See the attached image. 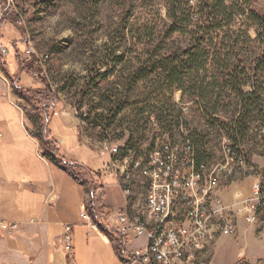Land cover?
<instances>
[{
    "label": "rangeland",
    "instance_id": "374dc122",
    "mask_svg": "<svg viewBox=\"0 0 264 264\" xmlns=\"http://www.w3.org/2000/svg\"><path fill=\"white\" fill-rule=\"evenodd\" d=\"M122 1L125 4L123 9L118 6L120 0H13L14 3L0 21V44L9 49V56L6 59L1 54L0 69H4L3 65L6 68L9 65L7 72L9 76L15 75L17 71L14 59L17 51L11 48L14 47L15 42L19 45L14 48L21 50L17 52L21 60L20 68L22 62L28 63L25 61L27 47L32 48L33 53L39 57L49 56L43 69L28 63L30 70L22 75L23 84L32 87L30 95L34 96V92L43 93L33 103H22L26 114L42 115L44 124H48L52 119L49 131L52 137L60 142L65 156L69 160L85 165L95 173L101 170L102 164L109 162L108 150L125 149L131 135H133L134 147L130 150L138 156H147L157 146L159 132L162 129L157 116L161 115L163 96L153 105L157 113L145 111L138 129L133 125L136 111L146 110L144 100L149 93L147 89H141L134 94V97H140L141 103L126 106L115 119L108 112L109 104L115 102L118 96L114 86L118 78L113 71L112 60L115 56H120L125 49L121 34L124 29L132 25H144L147 21L145 10L136 8L131 11L128 3L130 0ZM239 3L248 13L254 9L257 13L264 14V0H239ZM159 10L165 17L166 9L160 5ZM19 17L23 19L22 26L18 24ZM243 23L244 19L238 17L236 26H241ZM246 26L251 27L249 36L253 45L249 49L244 48L241 57L248 65L255 66V62L264 59V45L256 42L257 33L252 23L247 22ZM130 58L131 55L126 53L125 61ZM33 69L39 73L38 78L32 76ZM100 74H108L107 80L97 79V75ZM8 81L11 85L19 84V81L12 77H9ZM255 82L262 84L264 88V69L259 72ZM253 87L258 85L253 86L250 81L245 91L249 92ZM134 97H130L132 102ZM173 97L176 103L185 107L187 120L184 133L177 129L172 130V139L181 140L183 134L188 135L189 132L195 142L203 145L206 150L200 157L202 161L210 164L220 161L227 125L232 124V115L237 109L236 97L231 94L225 96L219 113L223 118L218 121L205 118L193 104L192 97L188 93L175 92ZM262 98L264 101V94ZM4 108L7 119L14 120L15 109L10 105ZM251 111L247 134L244 138H240V146L244 144L255 146L264 158V120L253 108ZM62 113L65 114V118H70L78 125L81 141L87 148L79 146L76 131L66 122L64 123L59 115L55 116ZM34 126L32 133L38 134L37 126L35 124ZM131 129L133 133L130 135ZM245 154L247 161L250 162L235 176L234 181L240 179L242 182L256 173L259 176L264 175V167L260 170L253 169L252 167L256 165L249 159L246 151ZM77 172L84 180L83 172L78 170ZM133 174L137 199L139 203H143L147 178L142 172L135 171ZM114 185L116 186L114 180L100 176L96 181L87 184L89 199L93 189L96 198L99 199V203L94 208V218L89 215L93 221L100 220V214L104 212L109 214L106 216L109 221L113 210L109 205L107 208L102 206L105 197L107 203L111 200L113 204L123 201L119 189ZM99 187L102 189L99 190ZM104 226L109 227V224L105 222ZM105 230L106 227H103V231ZM106 235L111 236L114 241L119 238L110 235V232Z\"/></svg>",
    "mask_w": 264,
    "mask_h": 264
},
{
    "label": "trees",
    "instance_id": "16d2710c",
    "mask_svg": "<svg viewBox=\"0 0 264 264\" xmlns=\"http://www.w3.org/2000/svg\"><path fill=\"white\" fill-rule=\"evenodd\" d=\"M128 3L130 10H145L147 21L141 26L132 25L121 34L125 49L112 60L113 71L118 78L114 84L118 96L115 102L109 104V114L115 119L126 106L141 103L140 97H134V94L147 89L149 93L144 100L146 110L136 111L133 122L135 129H138L145 111L157 113L153 105L163 96L161 115L157 119L162 128L160 131L172 136V130L184 133L187 120L185 107L174 100L175 92L188 93L198 111L205 118L215 121L223 118L219 115L222 102L226 95L231 94L236 97L237 109L232 115V124L227 125L225 138L234 148H241L239 141L247 134L252 108L264 120V88L255 82L259 72L264 69V59L250 66L241 57L243 49L253 45L249 36L251 27L246 26L247 22H251L256 29V42L264 45V14L254 9L248 13L243 10L239 0H130ZM160 5L166 9L165 17L159 10ZM118 6L123 9L124 1L120 0ZM238 17L244 19L241 26H236ZM126 53L131 55L130 60L125 61ZM21 70L28 72L30 64L22 62ZM107 78L108 74L97 75V79L103 81ZM250 81L258 87L247 92L245 88ZM15 92L26 103L37 101L43 94L34 92L32 96L31 91L18 89ZM132 96L133 102L130 99ZM42 117L29 116V119L39 131L32 135L41 141L43 156L67 172L76 183L87 185L77 172L85 168L61 158L58 144L51 138L49 126L44 124ZM129 131L131 135L132 129ZM132 136L124 152L134 147ZM187 140L196 150L198 161L206 162L200 159L206 151L204 146L197 144L189 132ZM244 155L246 159L245 152ZM249 162L246 159V163ZM94 190L86 204V211L92 218L95 216V205L99 203ZM114 235L119 237L115 241L116 250L123 255L127 239L118 233Z\"/></svg>",
    "mask_w": 264,
    "mask_h": 264
},
{
    "label": "crops",
    "instance_id": "0c3cea01",
    "mask_svg": "<svg viewBox=\"0 0 264 264\" xmlns=\"http://www.w3.org/2000/svg\"><path fill=\"white\" fill-rule=\"evenodd\" d=\"M11 48L21 51L20 48ZM17 52L14 56L16 74H7L8 64V68L3 65L4 69H0V132L3 134L0 140V224L15 226L13 231L0 228V264H124L123 255L116 250V242L111 236L104 231L101 237L81 216L84 210L87 219V185L76 183L67 172L44 157L41 141L32 135L35 126L22 107L24 99L15 92V89H32L22 82V75L26 72L20 68ZM9 77L17 79L19 84L11 85ZM6 105L15 109L12 121L5 115ZM57 115L76 131L78 145L86 147L81 141L78 125L65 118L64 113ZM50 135L57 142L63 160L85 168L82 172L87 184L98 179L85 165L69 160L60 142L52 137L51 132ZM241 148L256 165L253 169L264 167L262 153L255 146L244 144ZM257 174L242 182L240 179L234 181L235 177L231 179L221 190L223 201L231 205L237 197L249 196L259 177ZM107 205L113 212L109 227H104L115 236L112 232L120 227L117 215L125 211V205L122 200L118 204H113L112 200L107 203L105 197L102 206L107 208ZM65 225L73 227L74 251L71 255L58 242ZM144 243V238H128L126 249L139 248ZM194 264H264V214L256 225L239 222L234 237L218 238L211 251L198 256Z\"/></svg>",
    "mask_w": 264,
    "mask_h": 264
},
{
    "label": "built area",
    "instance_id": "2783aa9c",
    "mask_svg": "<svg viewBox=\"0 0 264 264\" xmlns=\"http://www.w3.org/2000/svg\"><path fill=\"white\" fill-rule=\"evenodd\" d=\"M13 3L0 0V21ZM18 24H24L22 17ZM18 45L14 43V47ZM0 54L4 59L9 56L7 46L0 44ZM25 54V61L36 68L43 69L49 59L47 55L39 57L30 47ZM31 73L39 77L36 70ZM108 154L109 162L102 164L95 175L114 180L122 195L125 211L117 215L120 227L114 232L126 239H145L143 246L126 249L128 264H194L198 256L211 251L218 238L234 237L239 222L256 225L264 214V175L254 182L249 196H239L231 205L221 197L222 188L247 166L244 150L234 148L227 138L221 160L214 164L198 161L187 135L175 141L163 131L159 132L157 146L145 157L120 148L109 149ZM135 171L147 178L143 203L137 199ZM100 215L109 222L107 212ZM81 216L87 221L84 210ZM88 224L98 233L92 222ZM0 228L15 230L9 224H0ZM58 242L68 255L73 253L72 226H63ZM148 250H156V257H148Z\"/></svg>",
    "mask_w": 264,
    "mask_h": 264
},
{
    "label": "bare ground",
    "instance_id": "6f19581e",
    "mask_svg": "<svg viewBox=\"0 0 264 264\" xmlns=\"http://www.w3.org/2000/svg\"><path fill=\"white\" fill-rule=\"evenodd\" d=\"M87 220H88V222H92L94 225V228L98 231V233L103 235V233H104L103 227L105 225V220L103 217H101L100 220L97 219L96 221H93L90 218L89 214L87 213ZM148 257H156V250H148ZM123 261H124V264H128V262H129V254L126 250L123 254Z\"/></svg>",
    "mask_w": 264,
    "mask_h": 264
}]
</instances>
